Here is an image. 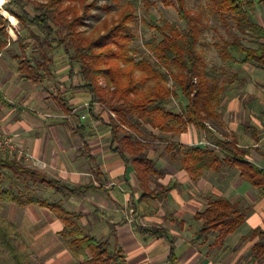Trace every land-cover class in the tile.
<instances>
[{"label":"trees","instance_id":"1","mask_svg":"<svg viewBox=\"0 0 264 264\" xmlns=\"http://www.w3.org/2000/svg\"><path fill=\"white\" fill-rule=\"evenodd\" d=\"M8 1L0 11V51L14 42L10 31H15V42L20 49V55L16 57L20 77L33 84H42L51 78L52 60L48 52L54 50L53 44L62 48L69 65V78L80 77L81 84L76 89L84 90L91 96L89 112H92L94 104H101L115 115V118L109 116V122L105 123L109 130L110 150L118 155L126 167L133 169L142 192L139 202L148 199L161 201L177 185L169 182L165 186L159 185V191L147 189L151 178L163 176V173L148 158L145 152L148 144L140 139L138 126H147L163 135L181 134L188 127L203 132L218 152L193 146L183 152L181 168L188 174H194L195 171L227 164L235 167L241 179L264 198V169L247 159L246 150L238 148L230 141L217 139L211 131L212 125L220 119L216 108L226 86H219L216 72L205 70L203 57L198 50L204 30L202 16L191 13L185 0H174L183 29L165 20L150 25L160 38V41L153 39L145 44L154 59L153 63L146 57L139 60L131 57L129 45L133 32L130 24L138 8L134 0H106L102 6H97L96 2L86 4L87 0H38L32 2V17L25 10V4L32 0H25L24 4L21 0ZM208 1L214 14L232 20L236 31V35L230 40L215 45L221 59L264 68V26L253 20L256 8L264 10V0ZM92 8L108 14L115 11V18L110 23L103 22V33L94 38L80 30ZM8 16L17 20L18 27L23 29L35 26L44 35L42 41L35 40L37 59L27 57V45L16 32L17 26L8 21ZM59 32H63V36L54 38L55 35L59 36ZM242 37L251 40L255 47L245 46ZM76 67L78 72L74 71ZM159 68L165 73L162 74ZM165 75L174 87L166 85ZM101 82L103 87L100 86ZM176 90L180 91L187 104L179 113H172L165 107L176 95ZM0 99L2 100L1 97ZM56 99L65 116L80 121L76 113L67 106L61 92L58 91ZM83 130L84 127L78 123L77 131ZM160 140L167 142L164 138ZM165 149L179 151L177 145L169 142ZM1 170L11 171L19 178L31 180L34 184L45 185L63 193L64 197L86 188L48 179L44 174L24 167L15 159L0 157V172ZM1 180L0 175V264H34L31 259L33 251L25 243L19 228L2 215V206L11 203L23 207L37 205L54 213L64 225L60 233L61 239L78 260L74 264H125L123 255L112 251L107 241H99L86 235L78 226V218L64 211L59 204L36 198L21 199L12 187L3 188ZM166 218L169 219V215ZM195 219L201 222V228L195 237L197 242L204 241L215 231H218L215 241L223 242L242 225L244 215L228 200L215 198L208 202L202 213L195 215ZM132 227L140 237L168 239L167 231L162 227H143L135 222ZM258 234L264 238V234ZM174 252V245L170 243L167 264H175ZM263 252L264 242L256 243L252 261Z\"/></svg>","mask_w":264,"mask_h":264},{"label":"crops","instance_id":"2","mask_svg":"<svg viewBox=\"0 0 264 264\" xmlns=\"http://www.w3.org/2000/svg\"><path fill=\"white\" fill-rule=\"evenodd\" d=\"M5 50L0 51V97L2 98V100L0 99V130L10 135L21 150L31 155L42 165L41 168L44 171L39 172L48 179L72 186L86 187L76 194L64 197L63 193L56 192L45 185L36 184L41 187V193L42 188H45L51 192V198L58 196L55 203L59 204L64 211L78 218L80 229L96 240L107 241L112 251L119 252L124 256L125 264H167L170 243L175 248V264H213L204 256L207 251L204 252L200 247L205 241L197 242L195 240L196 234L201 228V222L195 219V215L206 209L210 200L205 202L204 196L211 194L216 189L213 181L202 180L203 171L188 174L181 168V165L178 171H172L164 165L159 168L160 163L153 161L155 167L163 173V176H160L163 178L162 180L167 184L175 183L177 187L161 201L148 199L139 202L142 192L135 173L131 167L125 166L117 154L111 152L109 130L105 127V130L100 133L101 135L98 134L94 138L95 141L87 140L93 136L92 130L76 118L65 116L63 112L60 114L54 112L52 104L49 105L48 101L51 103L54 101L60 108L56 99L57 94L55 98L51 96L49 98V95L43 96L42 93L34 89L37 84L22 79L17 70L16 57L18 55L12 58L11 56L6 57ZM234 63L237 68L253 66ZM253 67L254 71L244 73L246 77L241 79L237 77L235 71L232 73L233 80H228L226 90L216 108L220 119L215 125H212L211 131L217 139L230 141L238 148L246 150L248 152L247 159L264 169V68ZM219 86L221 85L219 84ZM61 93L64 95L63 92ZM64 97L67 106L72 112L74 111L73 113H76L77 108L82 110L91 103L90 94L84 90H77L72 97L65 95ZM60 110L62 111L61 108ZM76 115L80 118L78 113ZM71 119H75L77 122L73 125ZM78 123L79 126L84 127L81 132L77 131ZM189 128L193 129L195 133H199L194 128L188 127V130ZM69 132L71 136H69ZM186 134L184 132L179 135L181 139L183 137L186 139ZM73 135L78 136L82 145H85L84 149L89 153L87 157L90 161L94 160L93 149L98 144L102 145L100 142L103 140L104 149H97V153H101L102 161L96 171H68V168L75 165V158L70 153L73 148L69 143ZM195 140H197L196 144L205 143L207 145L209 143L210 149L218 152L211 141L202 142V138H199L197 134ZM56 168L64 169V171H54ZM232 168L229 176L227 174L226 183V186L230 187L229 198L224 199L228 200L233 207L234 202L230 198L232 195L238 196L251 206H254L257 201L258 209L252 215L244 216L242 225L225 239L233 241L237 238L236 241L242 243L245 240L244 237H236L237 231L241 229L245 233L251 231L252 240L257 237L262 238L258 233L264 234V198L260 197L249 183L241 179L235 167ZM216 170L218 171V166L211 167L208 171L212 173ZM2 187L9 188L3 184ZM183 188L187 192L184 193V197H179L177 191ZM198 195L202 197L199 198ZM258 198L260 200H257ZM142 205H150L154 211L162 209L163 217L167 219L166 216L169 215L170 218L167 220L171 224L178 223L182 231L175 233L163 228L167 231L168 239L140 237L134 232L132 224ZM12 206L17 207L18 205L4 204L2 215L19 228L25 243L33 251L25 240L22 227L14 219L13 215L16 211L11 210L9 218L5 216V211L8 208L12 209ZM27 206L31 207L32 205L24 207ZM126 206H128L127 211L131 213L129 217L123 212ZM37 207L38 210L35 212L28 208L30 216H26L29 222L34 220L30 222L31 224H33L32 222L41 224V232L37 235V239L48 234L61 238L60 233L64 228L62 222L48 209ZM16 220L19 221L18 218ZM192 228H194L193 231ZM212 234L210 233L208 237ZM256 243L258 242H255L247 252L249 254L247 259L251 264H264V252L252 261L253 247ZM229 250L238 253L235 248L225 247L224 242H222V246L216 248L217 254ZM56 255L68 256L69 261L75 258L65 244L63 248H59ZM72 262L69 264L76 263ZM56 264L62 263L59 261Z\"/></svg>","mask_w":264,"mask_h":264},{"label":"rangeland","instance_id":"3","mask_svg":"<svg viewBox=\"0 0 264 264\" xmlns=\"http://www.w3.org/2000/svg\"><path fill=\"white\" fill-rule=\"evenodd\" d=\"M38 0H32L29 4H25V10L30 14L32 17V2ZM41 1V0H39ZM138 4V8L135 12L134 20L130 24L131 30L133 32V39L129 45V49L131 50V57L139 60L141 57H146L151 63L154 62V59L151 55L150 50L145 46L146 43L155 39L156 41H160V38L157 36L156 32L150 27L152 23H159L161 20H165L171 24L176 25L178 28L183 29V23L179 20L175 1L174 0H134ZM8 0H3L0 2V11L4 4L8 3ZM96 2L97 6H102L105 4L106 0H87L86 4ZM21 3H26L25 0H21ZM63 5H66L64 3ZM185 5L187 9L197 15L202 16V21L204 24L203 34L199 40L198 50L201 53L204 61V66L206 71H213L216 72L219 79V84L221 86L227 87L228 80L232 79V73L235 71L237 73V77L240 79L246 77L244 73H251L255 69L253 66H245V68H237L235 63L231 61H223L220 57L219 50L215 47L216 44H222L224 40H230L234 35H236V31L234 29V25L232 20L229 17H223L214 14L211 9L208 0H185ZM81 13H83V9H81ZM12 25L17 26V20L14 17L8 16L7 17ZM115 18V11H112L110 14L105 13L102 10L97 8H92L90 10V15L85 18V25L80 28L81 31H84L87 36L90 37H97L98 34H102L103 30L101 27L103 26V22L110 23V21ZM255 22L264 26V10L261 8H256V13L253 19ZM59 29H57V32ZM21 37L24 39L25 44L27 45L26 55L30 59H37L38 58V51H37V44L36 39L42 41L44 39V35L37 29L35 26H27L26 28H20L17 26V30ZM63 36V32H59V36H54V38L58 39ZM10 37L12 41H14L5 51L6 57L11 58L16 55H20V49L18 44L15 42L16 36L15 31L10 32ZM242 43L247 46L254 48L255 45L251 43L246 37H242ZM54 50L52 52H48L52 64L50 66L51 71V78L45 81L42 84H37L34 86L38 92L42 93L43 96H50L55 98L56 94L59 92H63L65 96L72 97L76 92V87L81 84V79L78 76H75L73 79H70L68 76L69 65L67 58L62 50L61 47L56 46L53 44ZM15 63L13 64V66ZM14 69V68H13ZM161 73H165L162 68H159ZM75 72H78V67L75 68ZM246 71V72H245ZM257 72V71H255ZM165 82L168 87H174L172 81L169 79L167 75H165ZM102 83V82H101ZM103 84V83H102ZM104 85V84H103ZM103 87V86H102ZM46 98V100H49ZM48 104H52V109L54 112L56 111L58 114L62 113L57 104L54 101L52 103L48 101ZM187 104L186 99L182 96L180 91L176 90V95L172 97L168 104L166 105L165 109L172 113H179L183 107ZM89 106L81 108H77L76 113L80 116V121L84 124V126L88 127L93 132L92 137H87L89 141H95L94 138L97 137L98 134L102 133L105 130V123L109 122V116L114 117V114H111L103 105L96 104L95 107L92 109L90 113L87 111ZM84 116V119H81V116ZM72 124L74 125L77 121L75 119H71ZM141 133L140 139L148 144L145 152L149 159L152 161H156L160 163L159 168L166 167L172 171H178L180 169V159L182 158V154L184 151L189 150L193 146L197 147H206L211 148L210 144H196V134L198 137L202 138V142H209L210 138L204 134L203 132L199 131V133H195L193 129L189 128L186 130V139L184 137L181 139L179 134H167L163 135L156 130H152L147 126H138L137 128ZM70 131V130H69ZM101 135V134H100ZM69 136L71 133L69 132ZM70 142L72 146V152H70L71 156L75 158V165L74 167L68 168V171H96L98 166L102 161L101 153H97V149H104L103 140H101V144L93 149L95 152L94 160H88V152L84 149L80 139L78 136L73 135ZM164 138L167 142H163L160 139ZM187 141V143H186ZM172 143L179 147V151L174 149L167 151L165 149L167 143ZM98 143V142H97ZM96 143V144H97ZM185 143V144H183ZM101 146V147H100ZM108 148V146H106ZM100 149V150H102ZM70 156V157H71ZM70 159V158H69ZM24 167L36 170V171H44L41 167H36L32 163H24L20 162ZM253 163V162H252ZM156 168L157 170H160ZM47 169V168H44ZM233 169L232 167L228 166L227 164L222 163L218 165V171L212 172L208 171L209 169H204L198 171V173L203 174V179L208 182L213 181L216 189L211 192V194H207L204 196L205 202L215 199V198H229L228 195L230 194V187L226 186L227 183V174L229 176L230 170ZM50 171V170H49ZM54 171H64V169L56 168ZM236 171V170H235ZM2 177V184L5 187H12L14 191L21 196V199H31L36 198L40 200H44L49 203H55V199L58 196L51 198V192L45 188L41 187L32 183L31 180H24L19 178L18 176L14 175L11 171L8 170H1L0 172ZM162 177H152L147 189L159 191L158 186L162 185L165 186L167 184L166 181L162 180ZM161 180V181H160ZM186 189H178L177 194L179 197H184V193H186ZM194 192H192L193 194ZM195 195V194H193ZM204 195V194H203ZM257 195V194H256ZM255 197L257 198V196ZM198 197H202L198 195ZM234 202L235 209L242 213L244 216L248 217L252 215L257 207V201L254 206L249 205L248 202L242 201L243 199L239 198L236 195H232L230 197ZM257 200H260L258 198ZM262 200V199H261ZM128 205V204H127ZM250 207H249V206ZM12 209H7L5 211V216L8 218L11 215V210H14V219L17 224L23 229V234L25 237L26 242L32 247L33 249V256L32 262L34 264H56L57 262L61 261L62 264H69L72 261L76 262L77 259L74 258L67 259L68 256H57L56 253L59 248H63V240L59 237H54L51 234L44 235L43 238L37 239V235L41 232V224L29 222L26 216H30L28 212V208L31 209L32 212L38 210L37 205H32L31 207H14ZM128 206L123 209V212L129 217L131 213L127 211ZM159 209V208H158ZM163 210L154 211L150 205H142L139 208V214L135 216L134 222L138 225L143 227H162L167 228L175 233H179L182 231L178 223L171 224L169 220L163 217ZM125 215V216H126ZM19 219L17 221L16 219ZM194 228H192V231ZM247 230V229H246ZM264 230V229H263ZM213 233L208 238H206L203 244H201V249L205 252L206 259L213 264H251L247 259V252L249 249L252 248L255 242L263 243L264 238L257 237L256 239L252 240L251 238V231H247L246 233L244 230L237 231L236 237L241 236L244 237V241L242 243H238L236 240L230 241L228 239L223 240L225 247L229 249L235 248L236 252L225 251L224 253L217 254L216 248L222 246V242L216 240V235H218V231L211 232ZM240 252H242L240 254ZM206 260V261H207ZM264 262V260H263ZM73 263V262H72Z\"/></svg>","mask_w":264,"mask_h":264},{"label":"built area","instance_id":"4","mask_svg":"<svg viewBox=\"0 0 264 264\" xmlns=\"http://www.w3.org/2000/svg\"><path fill=\"white\" fill-rule=\"evenodd\" d=\"M100 86H104V85L100 83ZM84 118L85 117L82 115L81 119ZM0 157L15 159L18 162L32 163L36 167H42V165L36 159H34L31 155H28L26 152L21 150L10 135L2 132L1 130H0Z\"/></svg>","mask_w":264,"mask_h":264},{"label":"snow or ice","instance_id":"5","mask_svg":"<svg viewBox=\"0 0 264 264\" xmlns=\"http://www.w3.org/2000/svg\"><path fill=\"white\" fill-rule=\"evenodd\" d=\"M0 2H2V0H0Z\"/></svg>","mask_w":264,"mask_h":264}]
</instances>
